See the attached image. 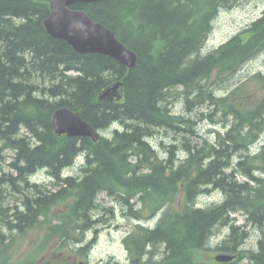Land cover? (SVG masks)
Returning a JSON list of instances; mask_svg holds the SVG:
<instances>
[{
	"label": "trees",
	"instance_id": "trees-1",
	"mask_svg": "<svg viewBox=\"0 0 264 264\" xmlns=\"http://www.w3.org/2000/svg\"><path fill=\"white\" fill-rule=\"evenodd\" d=\"M222 1L104 0L73 6L86 11L121 42L140 52V65L128 73L108 57L79 55L66 42L49 36L43 25L50 14L48 3L0 0V45L9 44L0 53V152L12 151L15 157L9 165L17 169L10 181L2 177L1 183L11 182L14 192L21 196L20 206H0V264H60L42 262L29 254L16 259L12 254L16 236H27L42 228L46 231L41 250L49 245L68 249L72 256L88 264L92 243L72 247L68 242L82 241L78 235L90 230L91 212L102 194L122 204L124 196L134 198L135 204L128 205V214L136 221L145 220L146 212L156 216L163 211L156 229L136 224L124 238L131 264H220L205 260L215 252L235 255L237 262L228 264H264V99L249 107L239 94L245 83L226 99H218L205 89L204 83L213 70L217 72L211 85L226 83L264 49V13L213 56L185 62L190 53L198 52L209 33L210 19L220 7L232 9L252 0ZM192 4L202 5L190 12ZM14 18L23 22L16 25ZM158 35L168 43L165 55L154 60L150 54L159 48L154 45ZM26 55L55 62L67 60L66 68L74 66L81 76L66 84L45 86L38 94L37 85L25 80L27 85L15 82ZM58 71L59 67H55L38 72L55 76ZM111 76L124 78L122 104L96 100L100 91L117 80ZM254 79L264 90V75ZM192 94L197 95L196 99L190 98ZM179 96L187 103L207 101L218 107L220 122L227 131L221 146L204 141L188 148L189 157L177 164L179 145H169L162 159L146 138L156 133V127L196 133L193 120L173 115L168 106L159 105ZM63 107L80 112L82 119L97 130L105 131L113 120H119L124 129L115 130L112 140L99 143L90 138L57 136L50 116ZM21 125L30 134L22 132ZM261 138L263 146L254 154L251 149ZM186 143L189 141L182 146ZM80 153L85 155V171L62 180L61 172L72 167ZM236 154L239 159L235 163L232 159ZM41 166L60 182L44 187L28 184V177ZM214 191L222 193V202H214L207 209L197 208L200 196ZM255 200L258 205L253 204ZM22 204L24 211L19 210ZM238 213L246 216L247 224L261 229L255 251L242 249L247 234L237 225L234 215ZM8 218L6 234H2ZM221 229H228L227 236L212 245V237ZM155 253L160 255L157 260L153 258ZM103 264L117 263L111 259Z\"/></svg>",
	"mask_w": 264,
	"mask_h": 264
},
{
	"label": "rangeland",
	"instance_id": "rangeland-1",
	"mask_svg": "<svg viewBox=\"0 0 264 264\" xmlns=\"http://www.w3.org/2000/svg\"><path fill=\"white\" fill-rule=\"evenodd\" d=\"M264 12V0L251 3H242L236 5L232 9L223 10L219 13L218 17L214 23V30L211 34L205 51L207 53L218 49L223 44L227 43L231 38L243 32L248 28L254 21L259 19ZM264 74V52L260 54L256 59L247 64L240 72L236 73L229 78L228 82L222 84L221 86L214 85L215 94L217 96H227L230 91L234 90L240 84L245 83V87L242 90V95L245 98V103L249 107L255 106L257 103L261 102L264 99V90L257 80L253 79L257 74ZM213 81V79H212ZM40 85V83H37ZM44 85V84H42ZM210 85V84H209ZM46 86V85H45ZM213 86V85H211ZM174 111L179 114H184L186 117L190 118L196 124V131L198 135L203 136L204 138H209L212 142L217 140V131L226 133V129L220 123L221 115H216L213 117V121L210 116L214 113V107L208 103L203 105H195L192 108V111H188L184 101L176 104L174 106ZM214 121H219L217 125L214 124ZM113 129V128H112ZM186 139V140H185ZM200 139L196 135L191 134L190 132L175 133L171 130L161 129L159 135L153 141L157 150L160 152L162 158H165V151L167 146L172 144H177L182 146V143L189 141L195 142ZM162 143L164 145H162ZM2 147L3 145L0 144ZM263 142L255 145L251 151L256 154L259 152ZM3 159L0 161L2 170H0V189L4 191L11 192V186L8 183H1V178L5 177L8 180V175L11 174L9 164L13 161L14 154L10 150H4L2 153ZM183 157L184 155L181 154ZM239 159L237 155L233 161L235 163ZM75 167L67 171V173L74 172ZM257 176L260 174L257 173ZM241 181H244L245 178L239 177ZM9 181V180H8ZM34 181L38 182L40 185H46V182L39 180L38 177L34 178ZM222 199L221 194L215 193L207 197L200 199V202L204 205H209L216 201ZM21 196L17 193L12 192L10 195L7 194L6 202L3 205L5 208H13L14 206L21 204ZM101 204V208L96 212L97 216H100L106 224L100 225L98 232H90L86 236V244L92 243L90 255H89V264H103L109 260L118 262L119 264H129L128 252L126 251L123 240L130 234L136 225L133 220L128 219L124 215L122 205L117 202L115 199L102 194L98 200ZM145 216L148 219H152L155 216H152L150 212H146ZM237 224H242L244 222V216L240 213L236 214ZM158 218L153 219L152 222H157ZM249 238L245 244V248L252 249L255 248L261 232L255 227H248ZM46 228L37 229L31 231L27 236H16L14 238L12 254L17 258H24L27 254L33 255L37 260L46 262L57 261L60 264H86L85 260L81 257L72 256L71 252L68 249L58 250L54 245L42 247V242L44 239ZM220 235L213 239V245H216L218 241L223 240L227 234L228 229H221ZM94 242V243H93ZM222 252L210 253V259H205L207 261L214 260L215 257ZM237 262V258L233 263ZM215 263H217L215 261ZM241 262L240 264H243Z\"/></svg>",
	"mask_w": 264,
	"mask_h": 264
},
{
	"label": "bare ground",
	"instance_id": "bare-ground-1",
	"mask_svg": "<svg viewBox=\"0 0 264 264\" xmlns=\"http://www.w3.org/2000/svg\"><path fill=\"white\" fill-rule=\"evenodd\" d=\"M38 1H41V0H38ZM102 1H104V0H102ZM102 1H99V2H102ZM218 4H221V3H223V1L221 2V0H215ZM239 1V3H240V0H238ZM243 1V0H242ZM241 1V2H242ZM258 1H262V0H252V1H244V2H242V3H251V2H258ZM41 2H44V1H41ZM99 2H96V3H99ZM242 3H240V4H242ZM79 4H86V3H79ZM93 4H95V3H93ZM240 4H238V5H240ZM76 5H78V4H75V5H73V6H76ZM86 5H88V4H86ZM202 4H199L198 6L197 5H195V4H192L191 6H190V8H189V11L191 12V11H194V9L196 10L197 8H199L200 6H201ZM73 6H71V9H73V10H78V9H74L73 8ZM227 9H229V8H226V7H224V6H222V7H220L218 10H217V12L211 17V19H210V22H209V33H208V35H207V37L205 38H203L202 39V44H201V46H200V48H199V50H198V52H196V53H190V55L186 58V63L188 62V61H190V60H196V58H200L201 60H204V59H207L208 57H210V56H213L214 54H215V52H216V50H214V51H211V52H209V53H207L206 51H205V47H206V45H207V42H208V40H209V38H210V36H211V34L213 33V30H214V23H215V20H216V18L218 17V15H219V13L221 12V11H223V10H227ZM81 11H84V10H81ZM85 13H87L86 11H84ZM264 13V12H263ZM262 13V14H263ZM87 15L89 16V14L87 13ZM90 17V16H89ZM91 18V17H90ZM92 19V18H91ZM93 20V19H92ZM13 21L16 23V25H19V24H17V22H23L22 20H18V18H14L13 19ZM93 21H95V20H93ZM96 22V21H95ZM99 23V22H98ZM43 25H44V22H43ZM106 27V26H105ZM45 28V27H44ZM107 28V27H106ZM109 29V28H108ZM46 30V29H45ZM110 30V29H109ZM114 35H115V33L112 31V30H110ZM47 32V31H46ZM49 35V34H48ZM50 36V35H49ZM116 36V35H115ZM52 37V36H51ZM53 38V37H52ZM116 38H117V40L119 41V42H121L119 39H118V37L116 36ZM55 39V38H54ZM232 39V38H231ZM230 39V40H231ZM229 40V41H230ZM228 41V42H229ZM65 42V41H64ZM67 43V42H66ZM122 44H124L123 42H121ZM167 43H168V40L167 39H165V38H163L161 35H158L155 39H154V45L156 46V47H158L159 46V48H157V49H155V51H153L150 55L154 58V60H158L159 59V57H161V56H163V55H165V49H166V47H167ZM10 44H11V42H10ZM68 44V43H67ZM7 45H9L8 44V42H6V43H4V44H2V45H0V53L5 49V47H7ZM69 45V44H68ZM131 52H132V54L134 55V57H135V59H136V62H135V65L133 66V67H130V66H128V64H125L124 62H120V61H117V60H114V59H112V58H110V57H108V56H105V55H101V56H105V57H108V58H110V59H112V60H114L115 62H116V65L117 66H121V67H124V68H126V70H127V72L129 73V72H131V71H133V70H135L139 65H140V63H141V58H142V56H141V54H140V52H138L137 50H135V49H133V48H131V47H128L126 44H124ZM70 46V45H69ZM73 50H74V48L72 47V46H70ZM74 52H76L77 54H79V55H82V56H86V55H91V54H83V53H80V52H77V51H75L74 50ZM264 52V49L262 50V51H260L258 54H256L253 58H251L249 61H246L245 63H244V65H243V67H242V69L247 65V64H249L250 62H252L254 59H256L260 54H262ZM96 55H100V54H96ZM144 59V58H143ZM145 61H147V60H145ZM67 60H62V61H58V62H55V61H51V60H49L48 58H44V57H42V58H38V59H36V58H33L32 56H30V55H26V58H25V61H24V63L22 64V68H21V75H20V77L15 81L16 83H21V82H23V83H25L24 82V80L28 83V84H35V85H37V86H35L37 89H38V94H39V90H41L43 87H45V85L46 86H48V85H50V84H54V85H57V84H66L67 82H69L70 81V79H74V78H76L77 76H81V73H78V72H76V70H74V66L73 67H69V68H66V65H67ZM55 67H59V71H58V73H56V75L55 76H51V75H49L48 73H46V74H41L40 72H38L39 70H52V69H54ZM241 69V70H242ZM217 72V70H213L212 72H211V74H210V79L209 80H207V81H204V83H205V89L206 90H209V92L211 91V93L216 97V98H218V99H226L228 96H230V93L233 91H230L229 92V94L227 95V96H217L216 94H215V88H214V86H211V83H212V78H215V76H216V73ZM240 72V71H239ZM260 74V73H259ZM258 75V74H257ZM256 75V76H257ZM262 75H264V74H262ZM114 76V75H113ZM113 76H111L112 77V79H117V80H115V81H113V83L111 84V85H109V86H107L106 88H104L102 91H100V93L97 95V97H96V100L98 101V102H101V103H107V104H115V103H110V102H107L106 100H102L101 98H102V94L105 92V91H107L112 85H114V84H116V83H122L123 84V82H124V78H121V77H114L113 78ZM256 76H254V77H256ZM254 77H253V79H254ZM229 80V79H228ZM228 80L226 81V82H228ZM37 83H40V85L39 84H37ZM26 84V83H25ZM42 84H44V85H42ZM210 84V85H209ZM27 85V84H26ZM181 86V85H180ZM217 86H221V85H216V87ZM182 87V86H181ZM237 88V87H236ZM235 88V89H236ZM234 89V90H235ZM179 90H180V92H181V90H182V88H179ZM121 95H122V98L123 99H121L120 100V102L119 101H116L117 103L116 104H122V103H124V90L121 92ZM196 97H197V95L196 94H192V95H190V98L191 99H196ZM52 100H55V99H52ZM60 99H58L57 101H59ZM181 101H184V103L186 104V107H187V109H188V111H189V108H190V110L192 111V108L195 106V105H203V104H205V103H208V104H210L209 102H203V103H197V102H195V100H193V103L191 102V103H187L186 101H185V99L182 97V96H179V97H176V98H174V99H171V102L169 103L167 100H163L162 102H160V107H164V106H168L169 108H170V110H171V113L173 114V115H176V116H184V117H186L184 114H179V113H177L176 111H174V106L176 105V104H178V103H180ZM169 103V104H168ZM211 106H213L214 107V113L212 114V115H210V116H207L208 118H211L212 119V121L214 120L213 119V117H215L216 115H219V114H221V111H220V109L217 107H215L214 105H212V104H210ZM64 108H66V107H63V108H60V109H58V110H61V109H64ZM66 109H68V110H70V111H73V110H71V109H69V108H66ZM58 110H56L55 112H53L52 114H51V116H50V123H51V125H52V127H53V122H54V116H55V114H56V112L58 111ZM190 111V112H191ZM73 112H75L76 114H79V115H81V113L80 112H76V111H73ZM82 117V116H81ZM186 118H188V117H186ZM220 121V120H219ZM219 121H214V124L215 125H217L218 123H219ZM22 121H20V123H21ZM220 123H222V122H220ZM88 124H90L89 122H88ZM91 125V127H93V129L95 130V132L97 133V135H98V141L97 142H95V143H99L101 140H104V139H108V140H112L113 138H111L112 137V133L115 131V130H119V131H122L123 129H124V125L122 124V123H120L119 122V120H113L112 121V124L110 125V127L108 128V129H106L105 131H100V130H97L92 124H90ZM222 125H223V123H222ZM224 127V126H223ZM21 130H22V132H24L25 134H30V130L27 128V127H25L24 125H21ZM113 128V129H112ZM225 128V127H224ZM156 133L154 134V135H152V136H148L147 138H146V141L147 142H149L150 144H151V146L154 148V150H156V152L159 154V156H160V158H162V156H161V154H160V152L157 150V148H156V146H155V144L153 143V141L156 139V137L159 135V133H160V130L161 129H159L158 127H156ZM226 129V128H225ZM53 130H54V127H53ZM55 131V130H54ZM226 131H227V129H226ZM199 133L196 131V133L195 134H193V135H196L197 136V138L198 139H200V140H198V141H195V142H189V143H186L184 146H180L179 148H177V151H176V162H177V164H179L181 161H183V160H185V159H187L188 157H189V155H190V152L189 151H186L188 148H193V147H195V146H197V145H200V144H202L204 141H208L210 144H216V145H219V146H221L223 143H224V138H225V135H224V133H222V132H220V131H217L216 132V134H217V140H216V142H212L209 138H204L203 136H201V135H198ZM65 136V135H64ZM66 137H68V136H66ZM75 138H89V137H75ZM91 140H93L92 138H90ZM94 142V141H93ZM263 142V138H261L259 141H257L255 144L257 145V144H259V143H262ZM0 144H2L3 145V142L2 141H0ZM162 145H164L163 143H162ZM1 147V146H0ZM3 147V146H2ZM168 147L169 146H167V150L165 151V154H167V151H168ZM14 154V153H13ZM181 154H183L184 156L182 157L181 156ZM238 154H236V155H234L233 156V159L237 156ZM165 156V155H164ZM15 157V156H14ZM14 157H13V160H14ZM78 159H77V161H76V163L72 166V167H70V168H67V169H64L62 172H61V174H60V178L62 179V180H64V179H67V178H75V177H78L79 176V174L80 173H83L85 170V168H86V166H85V164H86V160H85V155L83 154V153H80L79 155H78V157H77ZM3 159V156H2V154H0V161ZM163 159V158H162ZM232 159V160H233ZM13 162V161H12ZM0 166H1V162H0ZM174 166H176V165H174ZM2 167V166H1ZM9 167H10V171H11V174H9L8 175V179H9V181H10V179H11V177L12 176H15V173H16V170L11 166V165H9ZM75 167V170H74V172H71V173H67V171L69 170V169H71V168H74ZM84 170V171H83ZM35 177H38V179L41 181V180H43V181H45L46 182V185H52V184H56L57 182H60V178H56V177H54L53 175H50L49 174V170H48V168L47 167H43V166H41V167H38V168H36L35 169V172L33 173V175H31L30 177H28V184H36V185H39L40 187H44L43 185H40L38 182H36V181H34V178ZM8 184H10V188H11V192H8V191H4V190H0L1 191V193H2V195H1V197H0V206H3L4 204H5V202H6V196H7V194L8 195H10L12 192H14L15 191V187L14 186H12L11 185V182L10 183H8ZM21 186V185H20ZM22 187V186H21ZM15 193V192H14ZM215 193H218V194H221V196H222V193L220 192V191H214L213 193H211V194H209V195H205L204 196V194L203 195H201L200 197L201 198H203V197H207V196H210V195H212V194H215ZM112 198V197H111ZM200 198V199H201ZM222 198H223V196H222ZM113 199H115L117 202H119L121 205H122V207H123V211H124V215L128 218V219H130V220H133L134 219V217H132L131 215H129L128 214V209H129V206L128 205H134L135 204V199L134 198H129V197H127V196H124L123 197V200H122V202L124 203V204H122L120 201H119V199H116V198H113ZM200 199H199V201H198V204L196 205L197 206V208H199V209H207V208H209L210 206H212L213 205V203H211V204H209V205H204V204H202L201 202H200ZM222 202V200H219V201H216V204H219V203H221ZM253 204H255V205H258L259 204V201H253ZM101 208V204H100V202L98 201L97 202V207L96 208H94L95 210H93L92 212H91V216H92V221L91 222H88V224H89V229L90 230H88V231H86V233L85 234H83V235H78V239L80 240H82V241H69L68 242V244L70 245V246H72V247H75V246H77V245H80V244H82V242H85L86 243V236H87V234L88 233H90V232H92V231H94L95 233L96 232H98V230H99V226L100 225H103V224H106L105 222L106 221H104V219H102L100 216H97L96 215V212L99 210ZM19 210L20 211H24V206H23V204H22V206L19 208ZM135 211H136V208L134 209ZM162 213H163V211H161V212H159L155 217H153L152 219H148L145 215H143V219H145V220H143V221H136V220H133L136 224H142L144 227H146V228H149V229H152V230H154V229H156V227H157V224L159 223V220H160V218H161V215H162ZM160 215V217H159V219L157 220V222H152L153 221V219H155V218H158V216ZM234 217L236 218V216L234 215ZM10 221V219L8 218V220L6 221V223L4 224V227H3V230L1 231V233L2 234H6V230H7V228H8V222ZM237 223H238V221H237ZM2 223H1V221H0V225H1ZM237 225H240V224H237ZM245 225H247L246 227H243V226H245ZM242 228H241V232H244V233H246L247 234V237H246V239H245V241H244V243L242 244V249H245V250H252V251H255V250H257V248H258V242H259V240H260V238L262 237V232H261V229L259 228V227H257V226H253L252 224H247L246 223V216H244V222L240 225ZM255 227L256 229H258L260 232H261V235H260V238H259V240H258V242H257V244H256V246H255V248H252V249H248V248H245V244H246V242H247V240H248V238H249V232H248V230H247V228L248 227ZM1 235V234H0ZM220 235V233H218V235L217 236H213L212 237V245H213V239H215L216 237H218ZM218 242H220V241H218ZM217 242V243H218ZM216 243V244H217ZM163 249V248H162ZM90 250H91V248H90ZM148 250H150V249H148ZM220 255H230V256H233V257H235V255H231V254H229L228 252H223V253H219L214 259H215V261L216 262H218L217 260H216V258L218 257V256H220ZM159 253H155L154 254V256H153V258L155 259V260H157L158 258H159ZM113 262H115V261H113ZM128 262H129V264H131V262L128 260ZM117 264H119L118 262H116ZM89 264V263H88Z\"/></svg>",
	"mask_w": 264,
	"mask_h": 264
},
{
	"label": "water",
	"instance_id": "water-1",
	"mask_svg": "<svg viewBox=\"0 0 264 264\" xmlns=\"http://www.w3.org/2000/svg\"><path fill=\"white\" fill-rule=\"evenodd\" d=\"M49 3L50 14L44 20L47 33L55 39L67 42L75 51L83 54H100L124 62L133 67L136 59L132 52L103 24L93 21L87 13L73 10L71 6L79 3L93 4L102 0H41ZM123 84L116 83L102 94V100L117 103L122 98ZM53 127L58 136L89 137L94 142L98 135L81 115L66 108L58 110L54 116ZM234 258L220 255V263L231 262Z\"/></svg>",
	"mask_w": 264,
	"mask_h": 264
}]
</instances>
